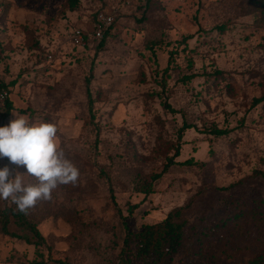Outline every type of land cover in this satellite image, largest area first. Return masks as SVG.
<instances>
[{
  "label": "rangeland",
  "instance_id": "obj_1",
  "mask_svg": "<svg viewBox=\"0 0 264 264\" xmlns=\"http://www.w3.org/2000/svg\"><path fill=\"white\" fill-rule=\"evenodd\" d=\"M71 1L0 0V82L12 104L4 117L0 101V126L13 112L54 123L81 173L78 186L61 185L30 210L44 255L49 248L69 264L117 263L125 231L110 187L132 232L176 207L187 232L237 203L264 213V101L253 105L264 96V0H153L149 12L147 0H76L70 9ZM102 10L114 21L101 40L74 45L71 32L93 29ZM183 124L191 128L179 144L180 163L150 193L137 192V181L174 152ZM214 127L227 133H209ZM5 165L16 167L0 157ZM224 230L199 256L183 249L170 264H244L264 248V220ZM134 252L132 243L131 264H141ZM38 260L32 245L0 233V264Z\"/></svg>",
  "mask_w": 264,
  "mask_h": 264
},
{
  "label": "trees",
  "instance_id": "obj_2",
  "mask_svg": "<svg viewBox=\"0 0 264 264\" xmlns=\"http://www.w3.org/2000/svg\"><path fill=\"white\" fill-rule=\"evenodd\" d=\"M257 3L260 0H255ZM76 0H72L70 9H73ZM153 0H147L146 8L144 12L154 10L155 4ZM97 13V12H96ZM94 16V20L96 17ZM223 29L222 26L218 27ZM105 31L103 32L104 35ZM101 40V39H99ZM100 44H103L100 43ZM209 75V73H206ZM221 71H215L212 73L214 77H219ZM193 75L183 76V79H191ZM90 79H86V95L88 99L89 107L92 106V98L89 90ZM0 88H6V85L0 82ZM264 101V96L253 99V105H256ZM3 116L7 117L10 113L12 104L6 98L4 101ZM164 106L171 111L167 102ZM191 128L189 124H183L178 130L177 144L174 147V152L165 159L162 169L157 173H152L149 177L140 178L137 181L135 190L144 194H148L152 191V184L163 173H165L170 166L178 164L176 158L179 156L180 141L183 137V132ZM209 133L220 136L227 133L226 129L211 128ZM185 164L191 163V160H185ZM264 175V172H259ZM110 198L113 206L116 208L119 218L122 220L124 226V236L122 238V246L117 255L116 264H131L130 250L132 243L135 246L134 255L140 260L141 264H170L173 254L185 249L193 254L194 257L199 256L204 250V245L209 243V240L215 236L218 238L223 237L224 228L232 226L233 228L240 229L244 221H262L264 220V213L259 212L256 208L250 207L246 203H237L231 206L226 213L222 214L217 220L204 221L201 226H190L187 229L186 220H179V215L182 207H176L170 210L167 215L151 224H145L141 230L137 232L130 231L125 224V217L122 214L120 207L116 204L114 199L113 190L110 187ZM137 204H132L128 207V212L136 208ZM225 231V230H224ZM0 233L4 236H8L17 240H21L28 245H32L35 248V255L40 257V260L33 261L31 264H46L49 261H53L56 264H69L63 258H53L51 256V250L47 249V256L44 255L43 248H46V241L41 232L38 229L37 224L31 218V216L20 213L16 210V206L12 204H6L0 207ZM244 264H264V248L259 246L258 249L252 251V255Z\"/></svg>",
  "mask_w": 264,
  "mask_h": 264
},
{
  "label": "clouds",
  "instance_id": "obj_3",
  "mask_svg": "<svg viewBox=\"0 0 264 264\" xmlns=\"http://www.w3.org/2000/svg\"><path fill=\"white\" fill-rule=\"evenodd\" d=\"M12 116L8 125L0 126V157L16 167L0 168V200H10L18 212L28 215L39 201H51L59 186H78L81 173L60 146L54 123L15 112ZM21 166L25 173L18 171ZM25 176L37 182L26 183Z\"/></svg>",
  "mask_w": 264,
  "mask_h": 264
},
{
  "label": "built area",
  "instance_id": "obj_4",
  "mask_svg": "<svg viewBox=\"0 0 264 264\" xmlns=\"http://www.w3.org/2000/svg\"><path fill=\"white\" fill-rule=\"evenodd\" d=\"M114 21V14L98 11L93 24V29L90 31H83L79 28L74 29L71 32L70 40L74 45L83 46L86 43L97 39L99 40L103 36V32L108 29ZM7 97V92L0 88V101L3 102Z\"/></svg>",
  "mask_w": 264,
  "mask_h": 264
}]
</instances>
